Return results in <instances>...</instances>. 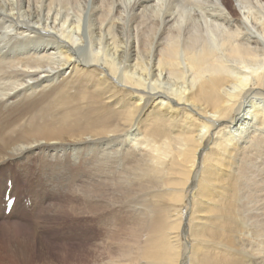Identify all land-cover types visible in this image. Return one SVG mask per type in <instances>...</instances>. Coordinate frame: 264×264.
I'll return each mask as SVG.
<instances>
[{"label":"bare ground","instance_id":"1","mask_svg":"<svg viewBox=\"0 0 264 264\" xmlns=\"http://www.w3.org/2000/svg\"><path fill=\"white\" fill-rule=\"evenodd\" d=\"M38 201L84 244L4 263L264 264V0H0V232Z\"/></svg>","mask_w":264,"mask_h":264},{"label":"rangeland","instance_id":"2","mask_svg":"<svg viewBox=\"0 0 264 264\" xmlns=\"http://www.w3.org/2000/svg\"><path fill=\"white\" fill-rule=\"evenodd\" d=\"M126 1H129V0H126ZM197 19H198V17H197ZM255 59L259 61L258 57H256ZM238 65L241 66V64H238ZM39 167H40V169H39ZM35 170H34L35 173L36 174L38 173L37 175H39L37 180H38L40 186H45L46 182L49 181V179L57 178V177L62 175L61 171L56 170V169H52V168H49L45 174H42L43 171L45 170V167L41 166V165H39ZM42 176H43V178H42ZM17 177L18 178H23V175H20V174L17 173V174H15V176H13L12 180L15 181L14 182V184H15L14 187L15 188H17V186L20 185L21 182L26 183L25 181H21ZM8 180L10 182V179H8ZM16 183H17V185H16ZM7 186H10V187H8L9 188V193H10L11 182H10V185H7ZM6 190H7V187H6ZM33 193H34V191H33ZM46 202L47 201H41V202L38 201V204H40V205L36 206L38 208H36V207L34 208L35 212H33L32 219L26 218V216L23 215L22 213L15 212V214H14L15 216H14L13 220L11 221V223H5V224H6V228H7V226L10 228V226H12L13 223H17V224H14L11 227L12 229L10 228L11 230H8V228H7L8 233H4L3 234V233L0 232V247L3 246V244H6L8 242V240H11L10 242H11V245H13V246H19L20 243L22 244V241H23L24 242V246H27V248H28V250L30 252V258L28 260V263H34V262H39V261L43 262V260L49 261L50 259H53L54 258V250L52 248L53 247L57 248L58 245H59L58 248H61V247L65 246V247H67V250H68V247H74V246H72L74 243L75 244H78V243L80 244L81 243L83 245L84 242H85L83 240V236H84L83 228L80 226V224L77 223V221L75 219L69 217V215L67 213L62 212L61 209H58L56 211V213L54 214L55 216H49V217H47L44 220H42L41 218H39L37 220L34 219V216H35L36 213H38L39 215L42 213V210H40L39 207L41 205L45 204ZM20 204L28 206L30 203H29L28 200H26V196H25V197H21L19 199L18 205H20ZM5 215H8V214L5 213ZM62 215H64V216H62ZM25 218L29 219V220L25 221L26 220ZM21 219L22 220L25 219V220L22 222ZM29 221H31L30 223H32V226H30L31 224L28 223ZM1 223H4V222L0 221V224ZM22 223H23V225H22ZM34 223H36V224H34ZM15 226H18L19 228L15 227ZM21 227H23V228H21ZM29 227H30V229H29ZM19 229H21V230H19ZM24 229H26V230H24ZM13 231H14V234H13ZM16 232H18V233H16ZM16 234H17V236H15ZM22 236H25V237H23L24 240L21 239ZM14 237L15 238L18 237V238H16V240H15ZM188 238H190V236H188ZM63 240H66V241H63ZM13 242H14L15 245L13 244ZM70 243L71 244L73 243V244L70 245ZM36 248H37V250H36ZM33 249H35L36 252L39 251L38 252L39 254H36V255L33 254L32 253ZM67 250L65 251V253L67 252ZM1 254H2V252L0 251V256H1ZM36 256L37 257L40 256L41 258L39 259ZM34 258H35V260H34ZM0 263H4L2 257H0ZM7 263L8 262H5L4 264H7ZM18 263H21V262H11V264H18Z\"/></svg>","mask_w":264,"mask_h":264}]
</instances>
